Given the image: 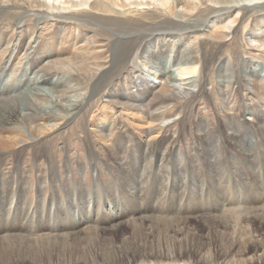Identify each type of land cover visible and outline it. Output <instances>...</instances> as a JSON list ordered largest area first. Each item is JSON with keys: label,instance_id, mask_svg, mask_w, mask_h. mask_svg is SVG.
Returning <instances> with one entry per match:
<instances>
[{"label": "bare ground", "instance_id": "6f19581e", "mask_svg": "<svg viewBox=\"0 0 264 264\" xmlns=\"http://www.w3.org/2000/svg\"><path fill=\"white\" fill-rule=\"evenodd\" d=\"M1 22L0 154L28 151L41 139L74 134L72 127L88 119L93 139L109 160L104 162L107 175L131 182L128 166L148 163L151 168L173 154L169 137L156 142L160 130L175 125L189 104L211 96L221 104L222 132L229 145L237 142L234 132L241 129L264 135V0H0ZM21 56L26 58L15 84L12 70ZM240 89L249 101L236 118L234 97ZM72 152L64 157L62 172L45 177L44 169L36 170V199L51 210L65 206L59 189H66L71 200L70 181L82 183L76 171L83 175L87 163ZM175 155L184 157L180 150ZM228 157L232 167V152ZM98 159L94 152L89 160L95 181ZM183 160L172 165L169 175L188 184ZM212 162L206 160V165L217 166L218 161ZM10 169H0V217L12 220L6 225L17 233L0 236V264H159L162 259L264 264L263 197L230 216L208 218L192 211L191 216L167 220L141 214L136 195L125 205L105 200L104 217L99 216L101 200L86 199L85 204L89 201L100 211L89 223L102 220L105 226L87 231L83 226L93 214L81 216L79 206L69 212L67 226L61 219L65 207L47 218L48 232L37 237L32 231L36 224L27 231L36 237L29 238L21 235L22 219L34 211L26 201L27 169L19 163ZM45 180L53 189L48 198ZM95 181L94 187L101 184ZM244 184L248 179L237 177L228 185L233 200L227 205H240L247 197ZM129 214L140 217L129 219ZM235 216L249 226L236 220L237 227H231L228 220ZM6 225H0L1 233L8 230Z\"/></svg>", "mask_w": 264, "mask_h": 264}, {"label": "rangeland", "instance_id": "374dc122", "mask_svg": "<svg viewBox=\"0 0 264 264\" xmlns=\"http://www.w3.org/2000/svg\"><path fill=\"white\" fill-rule=\"evenodd\" d=\"M0 26H4V23L1 22ZM24 57L25 56H21V60H19V62L14 66L12 70L11 79L12 82L15 84L19 83L17 78L18 75H20L21 73L20 70H22L21 67L24 62ZM242 94L243 92L240 89L239 91H237V96L234 97L238 101L237 104L235 103V105H238L235 107L238 108L237 109L235 108V110L233 111L234 116L235 114L237 115L235 116L236 118H240V115L238 113L240 112L241 114L244 105L246 104V102L249 101L247 99V96L246 95L244 96ZM205 101L208 103H205ZM180 106L181 105H178V107ZM220 106H221L220 102L216 101L214 96H211L209 98L204 97L202 100L195 101L194 104H189L188 109L185 111V114L177 120V123L175 122V125H169V126L167 125L168 127L166 126L162 130H160L161 132L158 133L156 139L157 142L160 139L163 140L165 136L169 137L170 142L169 140L167 142L170 143L169 147H172L170 149L174 150L173 151L174 155L173 154L169 156L165 155L166 156L165 159L161 162L160 165H158L160 167L151 166V168H149L147 165L148 163L146 164L147 168L145 165L143 166L140 163L136 165L134 168L128 166L126 170L128 171V174L130 173V177L128 178V180L129 179L132 180L131 182H128L127 180L122 179L119 176H115L113 174L107 175L106 165L104 162L105 161L109 162V160L107 158L106 153L103 154V152L99 150L97 145L98 143L97 139H93L95 137L93 136L92 130L89 128L90 124L89 121H87L88 119L85 122L81 123L80 127H76V126L72 127L74 128L73 129L74 134L70 135L66 133L64 137L57 139L55 141L48 142L46 139L43 140L41 139L40 141L31 144L30 147L28 148V151L30 150L29 153L26 149L25 150L17 149L15 150V152L12 151L10 154H0V158H2L0 161L1 170L8 171L10 168L11 169L13 168L14 164L17 163H19L22 168L27 169L26 174H28L27 179L29 181L28 184L29 190L27 191L26 194V201H27V205L33 207L31 209L34 211L33 214H30L32 215L31 217L27 215L22 219L21 224H23L22 227L24 231H21L22 234L21 233L20 234L21 235L24 234V236L30 238L31 234L30 232L27 231L28 230L31 231L30 227L36 224H37L36 226H38V228L36 229L37 232L34 229H32V231L33 234H35L37 237L41 236L44 232L45 233L48 232L47 229L45 228V225L51 220L50 219L48 220L47 218L51 216V214L53 215L56 214L57 213L56 210L59 212L61 209H64L65 207L68 208L67 211L66 209H64L66 212L65 213L66 215H64L65 218L63 217L61 218L64 219L65 225H67L70 220L69 212L75 210L76 206H79V211L81 216L85 217L84 214H88V215L93 214V216L91 215L90 217V221H88L83 226L84 228H86L87 231H94L95 229H97L98 226L101 225L105 226L104 224L101 223L102 220L95 222L96 224L89 223L94 219H96L95 215L100 211L99 208L98 210H96L97 208L95 209L94 205H93L94 209L91 208V206L88 205L89 201H87L85 204L83 200L86 199L94 200L98 198L99 200H101L100 201L101 207H103L105 205V200H109V202H114L115 204L118 203V205L119 204L125 205L126 201L132 199L135 200L134 198L136 195L137 198L139 197L141 198V199L139 198L140 200L138 199L137 201L138 205L141 204L139 205L140 210H144V213L141 214H145V216L148 215L153 216L161 220L164 219L167 220L175 216L185 217L189 215L192 211L195 214H202L203 216L206 217L208 216V218L215 216L217 217L219 215L230 216L231 213L233 214L234 209L238 207L243 208V207L251 206L254 203L253 202L254 198L263 197L264 199V135L260 134L259 131L257 132L256 130H250V128L241 129L239 132H234V134L235 133L237 134V142L234 143L233 141L236 140H232V146L229 145L226 142L224 137L225 135L222 132L224 128L223 127L224 120L221 119L220 116L222 115L218 111L220 109ZM178 107H176V109ZM92 111L94 113V110ZM92 111L89 112V115L92 113ZM98 113L99 110L97 114ZM108 113L113 114L112 111ZM234 122L236 123V121ZM232 128L234 129L235 127L232 125ZM88 130L91 133L88 132ZM173 131L175 133L173 137H171ZM223 141L226 143L223 144L224 143ZM193 143L195 146L193 145ZM78 144H80V146L82 147H80ZM71 146H73V148H71ZM235 146L237 148H234ZM60 150L62 151L61 153ZM178 150L182 152L184 157L175 155V153H177ZM72 151H76V153L78 152L77 154L80 155L78 156L76 154V157L82 158L85 161V163H87V168L85 169L83 175L79 173V171L78 172L76 171V174H78V176L80 174L81 179L80 178L79 179L82 181V183L75 185L73 179L70 181L69 186L73 191H70L67 194L74 195L73 197H71V200L68 199L65 193L66 189L63 188L62 191H60L59 189L58 190L59 192H57V194L62 195L63 197L62 201L63 203H65L64 204L65 206L60 207V205L56 204L57 206H55V210H51V208L47 207L49 206V204L43 203L42 201L40 202V200L36 199L39 196V194L37 193L38 186H36V180H35V176L37 174L36 170L39 167L44 169L46 175L45 177L51 175L54 176L53 172H57V173L62 172V170H64V168H62L65 160L64 157L66 155H74V152ZM94 152H96V154L99 155L98 166L101 165L99 168V172H98L99 177L97 181L93 180L92 172L89 166V162H90L89 160L93 159ZM230 152H232V167L231 164L229 163L230 161H228L229 160L228 154ZM89 157H91V159ZM101 158L103 161H101ZM179 158L184 159L181 162V164H183L184 162L185 167L187 169L185 175L187 177V182H189L188 184L187 183L181 184L179 179L174 180L175 177L172 178V175L171 176L169 175L170 174L169 171L170 170L171 172L173 171L172 165L175 162H177ZM219 159L223 161L224 167L219 166V163H222L220 162ZM206 160L213 161L212 163L214 164L216 161H218V164L217 166L216 165L208 166L206 165L207 164ZM236 160L238 162H236ZM152 163L153 165H155L154 160ZM166 165L168 168L166 167ZM147 172L148 175H146ZM47 173L50 174L48 175ZM42 175L44 176V174ZM166 176H167V180L165 179ZM237 177H240L242 179L243 178L248 179L247 186L246 184L244 185L245 187H247V191L249 192V194H247V197L243 198L239 202L241 206L237 204L236 205L237 207L235 205H232V207H230L227 204L231 199L233 200V195H232V189L227 190V187L228 185L233 183ZM94 181L97 182V184L98 183L101 184L97 185V187H94V183H93ZM146 181L148 184H146ZM43 182H44L43 188H44L45 197L48 198L49 196H51V192H53V189H51V185L49 184L48 180H45ZM65 185L66 184H64V186ZM244 185H242V187L245 189ZM103 188H105V190H103ZM132 193L134 194L133 197L131 195ZM39 205H45L46 207L45 209L38 208ZM118 211L120 213H123V211L125 210L122 211L118 210ZM102 212H103L102 214L101 213L99 214V216L101 215V217H104V215L106 216L108 214L104 207ZM138 215L140 214L138 213ZM138 215L129 214L128 218L133 219ZM236 218L237 216H235V218H232L231 220H228L231 227L233 228L237 227L236 222H234L236 220H238L237 222L238 224H240V226H246V227L249 226L248 223H244L243 221H240L239 219ZM61 219L58 216L57 222H59V220ZM7 221L11 222L12 220H7V218H4L2 216L0 217V225H6ZM14 222H16V220L13 221L12 224ZM60 227H63V225H60L59 228ZM3 228L4 229L8 228V230L3 231L2 233L0 232V236L4 234L9 235L12 233L13 234L17 233L14 232V230H12V227L9 225L3 226ZM54 229H56L57 231V228ZM56 231L53 230L52 233H56ZM35 235L32 236L31 238L36 237ZM7 241L10 240L8 239ZM159 264H197V263L185 261V260L172 261V260L162 259V262Z\"/></svg>", "mask_w": 264, "mask_h": 264}]
</instances>
